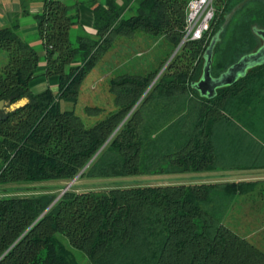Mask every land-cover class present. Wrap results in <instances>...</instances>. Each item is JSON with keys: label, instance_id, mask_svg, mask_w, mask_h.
<instances>
[{"label": "trees", "instance_id": "1", "mask_svg": "<svg viewBox=\"0 0 264 264\" xmlns=\"http://www.w3.org/2000/svg\"><path fill=\"white\" fill-rule=\"evenodd\" d=\"M120 1L92 0L91 36L80 22V1L45 0L36 16L44 57L21 37L17 22L0 31V101L6 103L0 111V188L70 184L78 176L167 179L85 191L73 184L60 198L52 190L0 198V264H79L71 248L91 264H264V250L229 226L234 201L252 193L254 182L196 180L233 168L221 165V154L239 135L251 139V164L236 168L264 170V65L214 98L193 86L218 33L214 77L261 47L255 29L264 20V0H221L210 31L182 47L191 0ZM137 33L167 38L172 53L180 47L167 69L159 76L170 53L146 73L113 78L116 110L95 124L63 110V103L77 104L83 81L116 40ZM41 76L57 77L58 91L33 92ZM23 99L25 105L11 109ZM101 112L85 109L90 117Z\"/></svg>", "mask_w": 264, "mask_h": 264}, {"label": "rangeland", "instance_id": "2", "mask_svg": "<svg viewBox=\"0 0 264 264\" xmlns=\"http://www.w3.org/2000/svg\"><path fill=\"white\" fill-rule=\"evenodd\" d=\"M120 1V0H119ZM121 2V1H120ZM257 1L251 0L250 4ZM221 0L216 2V10L220 7ZM264 6V2L262 3ZM167 38H156L144 33H137L130 37H119L113 48L105 54L83 81L77 104L63 103V110H74L85 122L95 124L103 119L109 112L116 110L115 97L110 92V81L117 75L126 71H141L146 73L150 68L160 65L159 59H169L161 67L159 76L167 69L169 63L178 55V47L172 53ZM165 52V53H164ZM159 58V59H158ZM133 67V68H132ZM87 107L100 108L98 116H88L85 113ZM195 177V176H191ZM165 177L137 176L128 178H112L101 181L80 179L75 181L78 191L105 189L107 186L116 187L137 186L165 182ZM69 183L49 181L37 183V185H12L8 188H0V198L7 196L30 197L52 190L62 193L63 186ZM255 189L252 193L237 198L233 203L230 214L229 226L240 236H245L254 245L264 250V180L254 182ZM42 187V188H41ZM43 187H48L47 189ZM61 197V194L60 196ZM68 244V241L65 240ZM79 264H91L87 256L74 248H71Z\"/></svg>", "mask_w": 264, "mask_h": 264}, {"label": "crops", "instance_id": "3", "mask_svg": "<svg viewBox=\"0 0 264 264\" xmlns=\"http://www.w3.org/2000/svg\"><path fill=\"white\" fill-rule=\"evenodd\" d=\"M61 1H80V22L82 28L91 36L96 35L94 29V11L90 4L92 0H61ZM97 4L105 5L107 0H96ZM45 0H0V31L4 28L13 26L16 22L19 24V33L21 37L30 42L39 50V54L44 57L45 51L41 47V42L37 39V21L36 16L42 14ZM46 68L45 62L41 65V72ZM51 88L52 91H58V78L41 76L32 84V90L35 93H41ZM27 99H23L17 104L11 106V109L25 105ZM232 134H235L232 131ZM243 144L238 142L240 138ZM240 139V140H241ZM261 139V138H260ZM259 139V140H260ZM263 140V139H262ZM264 144L263 141H261ZM251 139L239 135L233 136L228 140L227 148L223 152L221 165H227L233 168L219 170L213 173L196 175V180L201 182H259L264 180V170H243L236 168L238 165L251 164L249 150H251ZM249 159V160H248Z\"/></svg>", "mask_w": 264, "mask_h": 264}, {"label": "water", "instance_id": "4", "mask_svg": "<svg viewBox=\"0 0 264 264\" xmlns=\"http://www.w3.org/2000/svg\"><path fill=\"white\" fill-rule=\"evenodd\" d=\"M249 1L250 0H246L244 3ZM244 3L238 5L229 15L226 16V24ZM256 34L264 40L263 30L256 31ZM218 42L219 33L213 38L205 53V66L202 78L200 81L193 84L203 97L214 98L219 89L234 85L241 78H244L251 70L264 65V45H262L256 52L243 57L239 62L228 68V70L219 77H214L211 71L214 60V50ZM5 107V101L1 100L0 111L4 110ZM78 177L64 189L61 196L73 186Z\"/></svg>", "mask_w": 264, "mask_h": 264}, {"label": "built area", "instance_id": "5", "mask_svg": "<svg viewBox=\"0 0 264 264\" xmlns=\"http://www.w3.org/2000/svg\"><path fill=\"white\" fill-rule=\"evenodd\" d=\"M216 2L217 0H191L189 2L184 37L180 47L188 42L202 40L210 31L217 12Z\"/></svg>", "mask_w": 264, "mask_h": 264}, {"label": "flooded vegetation", "instance_id": "6", "mask_svg": "<svg viewBox=\"0 0 264 264\" xmlns=\"http://www.w3.org/2000/svg\"><path fill=\"white\" fill-rule=\"evenodd\" d=\"M258 30H263L264 31V20L261 23V25H259L258 28L255 29V32L258 31ZM259 40H260L261 46L264 45V40L261 37H259Z\"/></svg>", "mask_w": 264, "mask_h": 264}]
</instances>
